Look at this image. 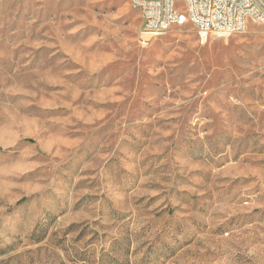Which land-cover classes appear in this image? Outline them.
<instances>
[{
  "label": "rangeland",
  "instance_id": "rangeland-1",
  "mask_svg": "<svg viewBox=\"0 0 264 264\" xmlns=\"http://www.w3.org/2000/svg\"><path fill=\"white\" fill-rule=\"evenodd\" d=\"M140 26L0 0V264H264V23Z\"/></svg>",
  "mask_w": 264,
  "mask_h": 264
},
{
  "label": "built area",
  "instance_id": "built-area-1",
  "mask_svg": "<svg viewBox=\"0 0 264 264\" xmlns=\"http://www.w3.org/2000/svg\"><path fill=\"white\" fill-rule=\"evenodd\" d=\"M181 1L184 11L175 6ZM141 14L138 43L147 46L164 35L163 23L179 21L191 23L198 41L204 43L210 36L228 37L246 29L250 21L264 23V0H130Z\"/></svg>",
  "mask_w": 264,
  "mask_h": 264
},
{
  "label": "bare ground",
  "instance_id": "bare-ground-1",
  "mask_svg": "<svg viewBox=\"0 0 264 264\" xmlns=\"http://www.w3.org/2000/svg\"><path fill=\"white\" fill-rule=\"evenodd\" d=\"M140 16H141V14H140ZM173 26H182V24L179 21H172L169 23H163L162 33H166Z\"/></svg>",
  "mask_w": 264,
  "mask_h": 264
}]
</instances>
